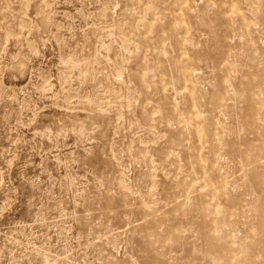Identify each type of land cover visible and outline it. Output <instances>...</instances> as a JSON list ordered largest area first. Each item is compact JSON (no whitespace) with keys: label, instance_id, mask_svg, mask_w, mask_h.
I'll list each match as a JSON object with an SVG mask.
<instances>
[{"label":"clouds","instance_id":"9594fccd","mask_svg":"<svg viewBox=\"0 0 264 264\" xmlns=\"http://www.w3.org/2000/svg\"><path fill=\"white\" fill-rule=\"evenodd\" d=\"M0 264H264V0H0Z\"/></svg>","mask_w":264,"mask_h":264}]
</instances>
